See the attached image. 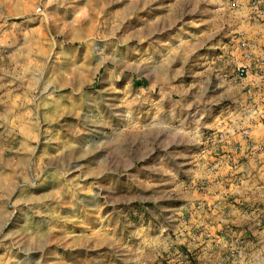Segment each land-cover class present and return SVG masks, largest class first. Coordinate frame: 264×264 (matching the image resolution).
Listing matches in <instances>:
<instances>
[{
  "label": "rangeland",
  "instance_id": "rangeland-1",
  "mask_svg": "<svg viewBox=\"0 0 264 264\" xmlns=\"http://www.w3.org/2000/svg\"><path fill=\"white\" fill-rule=\"evenodd\" d=\"M250 2L0 0V264H199L205 241L252 253L229 227L190 231L193 248L173 231L219 147L264 172V1ZM190 160L207 176L188 181Z\"/></svg>",
  "mask_w": 264,
  "mask_h": 264
},
{
  "label": "crops",
  "instance_id": "crops-1",
  "mask_svg": "<svg viewBox=\"0 0 264 264\" xmlns=\"http://www.w3.org/2000/svg\"><path fill=\"white\" fill-rule=\"evenodd\" d=\"M256 38L259 41L261 37ZM261 133H264V125L257 123L254 125V134L257 136ZM219 148L215 172L208 177L204 188L198 190L188 182V232L181 231L187 225L173 226L175 240L178 245L193 248L195 244L189 240L190 231L229 227L243 232L244 236L250 237L252 234L253 240H258L254 244L248 243L250 249L254 246L252 253L245 258L229 255L205 241L201 253L196 256L202 258L199 264H264V172H257L255 162H242L238 166L228 167L230 159L221 153L226 148ZM232 156L231 160H234L235 155ZM190 162L188 181L194 183L197 178L207 176L202 173L197 162Z\"/></svg>",
  "mask_w": 264,
  "mask_h": 264
},
{
  "label": "built area",
  "instance_id": "built-area-1",
  "mask_svg": "<svg viewBox=\"0 0 264 264\" xmlns=\"http://www.w3.org/2000/svg\"><path fill=\"white\" fill-rule=\"evenodd\" d=\"M250 4H251V6L253 7L254 12H255L256 14H262V10H261V9L258 7V5H257V0H251ZM239 45H240L241 47H248V48H255V47H256V43H255L254 41H245V40H243V39H240V41H239ZM244 73H245L244 68H242V67H238V68H236V74H237L238 76L241 77V76L244 75Z\"/></svg>",
  "mask_w": 264,
  "mask_h": 264
}]
</instances>
